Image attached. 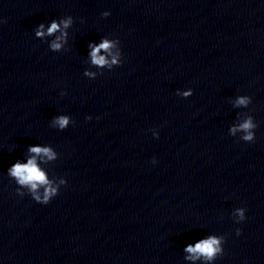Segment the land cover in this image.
<instances>
[{
  "label": "clouds",
  "instance_id": "clouds-1",
  "mask_svg": "<svg viewBox=\"0 0 264 264\" xmlns=\"http://www.w3.org/2000/svg\"><path fill=\"white\" fill-rule=\"evenodd\" d=\"M104 16H108L109 13H103ZM61 24H63V29H67L72 24V18L69 17L61 21L60 23L53 21L51 25L47 28V32L44 31V25L41 24L39 26V30L36 32L38 37H43L46 34L52 35L56 32H61V36L57 37L55 41L52 42L51 48L53 50H59L62 47V41L67 36V33L61 29ZM114 46L112 41L103 40L99 45L93 46L89 45L92 49L90 52V56L92 59V63L98 66H104L109 63V61L105 58V56L99 55L101 50L106 52L110 51V49ZM117 58L114 56L112 59V63H117ZM184 95H189V93H184ZM248 99L245 97H240L237 100L238 105H247ZM54 123L58 125L60 129H65L69 124V118L66 116L58 117ZM256 125L253 123L252 118L249 117L246 119L242 124L239 125V130L244 131L246 134L244 135L243 139L248 142H252L254 140V129ZM233 134L237 131V128H233L231 130ZM33 155L31 158L27 160V163H20L16 162L11 168L8 170L9 175L16 179L17 183L21 186H26L29 188L33 199L41 204H47L50 200L58 194L59 186H53L52 182L49 181L44 171L37 164V157L44 156L47 157L49 160L55 158V153L47 147H39L34 146L29 149ZM155 162V161H153ZM61 184H66V181L61 180ZM40 187H44L43 196H41L37 189ZM20 195H23L20 193ZM238 214L241 219H244V210L238 209ZM240 232L237 230V235ZM187 253H189L188 259H199L200 257L205 258L206 260H213L217 254H222L223 249L221 248V239L217 237H209L207 239L201 240L197 242L194 246L188 245L185 249Z\"/></svg>",
  "mask_w": 264,
  "mask_h": 264
}]
</instances>
